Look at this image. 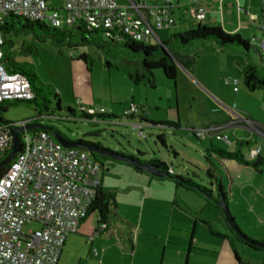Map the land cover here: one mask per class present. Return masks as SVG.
I'll use <instances>...</instances> for the list:
<instances>
[{"label": "rangeland", "instance_id": "rangeland-1", "mask_svg": "<svg viewBox=\"0 0 264 264\" xmlns=\"http://www.w3.org/2000/svg\"><path fill=\"white\" fill-rule=\"evenodd\" d=\"M118 1L121 4L125 3V0ZM47 3L50 9L59 10L62 24L58 29L61 31L71 30L73 34L71 39L57 41L54 38L45 37L38 51L32 52L21 51L24 42L35 41L32 33L12 35L10 39L14 43L13 51L17 53L15 61L30 65L36 77L43 85L50 88V91L43 88L46 100L50 101V109L46 111L41 107L42 100L14 102L8 106L5 113H1L3 119L6 122L17 124L38 118L41 125L54 128L55 131L60 132L71 141L85 139L91 142H100L107 149L137 157L141 151L144 153L142 157L144 160L149 161L155 158L164 160L176 172V175L186 177L188 174L196 183L212 189L213 180L207 176V171L203 169L205 149L210 143L208 140L200 142L187 135L186 132L200 129L203 124L211 125L208 117L203 115L205 113L203 98L206 97L205 94L208 95L204 92L203 85L194 75L188 74L178 64L175 82L168 80L162 70L155 71V80L153 81L148 77L138 79L135 75L132 76L131 69L127 65L120 68H109L105 63L103 53L98 48L92 45L81 46L79 31L67 21L66 12L63 10L64 0H47ZM48 27L52 28L50 21ZM178 32L177 29L172 28L169 31L160 32V37L164 43H168L171 37ZM256 33L258 32L256 31ZM256 38H261L260 32ZM243 39L251 40L252 37L247 33ZM159 42L157 39H152L147 45L156 46ZM243 51L244 49L236 47L222 49L211 41L199 42L194 50V54H198L194 67L207 82L217 83L220 81L224 87L229 86L226 84L227 80H233L228 77L229 71L235 70L239 77L238 88L247 91L250 95V100L246 102L248 109L253 115L258 116L261 113L260 107L264 108V90L249 92L243 83L242 66L233 62L235 60L246 62L249 59ZM83 54L90 56L87 62L80 59ZM237 54L242 58H238ZM249 57L264 69V63H261L259 54L253 48ZM262 59L264 61V54H262ZM229 65L231 69H229ZM140 74L143 77L142 71ZM83 89L89 94L92 93L95 100L93 103L84 102L82 96L78 94V91ZM55 93L59 96L58 99L55 98ZM133 99L149 113V120L156 122L161 118L179 124V129L168 128L165 132L167 145L177 152V158L170 150L164 149L160 144H155L156 136L162 133L158 127L145 126L141 135V130L135 126L138 125V120H128L124 117L125 107L129 106ZM147 99L148 104L146 103ZM206 99L211 105L207 114L215 120L214 123L226 124L238 120L237 117L230 120L229 110L233 109L235 112L237 108L234 106L235 103L220 104L209 95ZM79 100L84 102L85 109H88L90 105L92 108H103L106 111L114 109L116 113L113 115L120 118L119 121L122 125L109 127L100 123L95 126L88 121H83ZM58 103L60 109L57 107ZM68 109L74 114H69ZM234 116L236 115L234 114ZM93 131H101L100 137H90L88 134ZM53 138L55 139L54 135ZM215 144L227 151L235 149L234 146H228L219 140L215 141ZM242 152L246 155L247 149H243ZM102 161L104 163L102 175L107 176V188H112L113 191L110 193L113 194L116 201L115 205L113 204L111 207V217L114 221L121 222H124L120 217L122 214L128 218L135 217L137 207L142 204V201L139 203L142 195L141 183L138 179L145 181L149 177L137 173L131 167L108 160ZM230 169L235 178L233 185L230 184L231 180L228 179L226 173L222 174L225 181V192L230 200L228 202L230 211L248 237L257 242H264V196L259 194L264 183V174L261 176L250 166L244 167L239 163L234 164V167ZM230 186L232 187L231 191ZM213 192L215 197L220 196L216 189ZM189 195L190 206L196 208L198 205H207L209 210L219 211L216 206L207 202L206 197L204 198L196 192H189ZM231 195L233 196L231 197ZM116 203L121 207L122 213L116 211ZM251 208H255V210L252 211ZM116 212L119 215H116ZM219 213L222 212L219 211ZM222 217L224 219V216ZM224 223L220 227L214 223H211V226L215 231L227 232L234 237V234ZM40 228L39 224L28 223L24 227V232L28 234L30 231H37ZM205 229L207 228L205 227ZM201 231L200 227L199 232L201 233ZM247 242L250 246H255L251 242ZM236 243L246 262L252 264L264 262V248L252 249L243 243Z\"/></svg>", "mask_w": 264, "mask_h": 264}, {"label": "built area", "instance_id": "built-area-1", "mask_svg": "<svg viewBox=\"0 0 264 264\" xmlns=\"http://www.w3.org/2000/svg\"><path fill=\"white\" fill-rule=\"evenodd\" d=\"M176 2L131 0L129 5L121 6L118 0H64L63 10L71 26L85 21L94 29L120 31L130 40L148 44L157 36V31L169 30L175 24ZM261 2L264 7V0ZM190 12L198 22L206 18L203 7L190 6ZM9 16L46 26L50 21L53 28H60L62 24L59 10L50 9L47 0H0V106L9 101L34 99L27 77L9 73L3 62L1 27ZM260 30L263 37L253 39L252 43L264 53V13ZM81 111L88 115L109 113L92 107ZM125 114L136 117L140 114L139 108L131 105ZM240 123L256 128L253 121L239 118L226 124H211L193 133L200 141L219 140L230 144L227 131ZM31 124V120L14 125L0 122V158L12 149L11 128H24L20 133L22 149L0 177V264H60L68 236L77 232L87 218L102 184L101 165L89 152L64 147L51 132L28 130ZM260 153L261 147H258L249 153L248 160H256ZM28 223L39 224L41 228L26 234L24 227Z\"/></svg>", "mask_w": 264, "mask_h": 264}, {"label": "crops", "instance_id": "crops-1", "mask_svg": "<svg viewBox=\"0 0 264 264\" xmlns=\"http://www.w3.org/2000/svg\"><path fill=\"white\" fill-rule=\"evenodd\" d=\"M130 1L125 0L123 4L118 1V4L127 6ZM190 6L203 7L206 18L201 22L193 19ZM263 11L261 0H177L173 8L175 24L169 30L175 28L180 34L188 31L193 24H202L207 27L220 28L227 34L239 35L242 38L248 33L252 37L250 40L252 42L253 39H257L259 32L261 38L263 37V32L260 30ZM169 30L157 31V36L153 39L162 41L160 32ZM237 55L238 58H242L241 55ZM233 62L236 64V60ZM229 69H231L230 65ZM231 70L228 77L233 80L226 81V84L229 85L227 87H224L220 81L217 83L207 82L197 73L196 67L192 69L191 75H194L203 85L204 92L218 103L227 105L235 103L234 106L237 107V110L235 109V112L233 109L229 110L230 120L237 117V119L251 120L256 125V128H250L240 123V125L230 128L227 131L230 144L224 143L231 147L234 146L235 149L231 151L221 149L233 153L236 150L237 142L248 141L251 146L247 149L246 155L242 152L244 159L249 161V153L261 147L260 156L264 160V108L260 107L261 113L258 116L249 111L246 102L250 100V95L247 91L238 88L239 77L235 70ZM235 81L238 82L237 85H235ZM204 92L203 94H205ZM78 94L86 103L95 101L92 93L89 94L85 89L78 91ZM208 95L205 94L207 98ZM206 97L203 98L205 105L203 115L208 117L210 124H216L215 120L207 114L211 105ZM135 101L133 99L132 103L125 107V113L131 105H135L139 108L140 114L148 115L149 118V113ZM84 102L78 101L81 108H85ZM146 103H149L148 99ZM90 107L92 106L90 105ZM108 112L116 113L114 109ZM157 121L166 120L159 118ZM202 126L205 127L206 124ZM208 141L210 144L206 147L205 153L211 149L212 145L216 146L215 141L217 140ZM221 162L223 164L220 168L221 173L225 172L228 179L231 180L230 184L233 185L235 178L230 168L239 162L222 157ZM239 164L248 167V165ZM207 168L205 161L203 169L207 170ZM171 170L173 169L171 168ZM254 171L262 176L264 167L259 171ZM174 174L176 175V172ZM106 177L104 174L102 175V188L106 192H112V188H107ZM138 180L141 183L142 195L139 203L142 201V204L137 207L135 217L128 218L122 214L120 217L124 222L114 221L111 217L112 205L109 206V211L104 214L103 219L98 212L92 213L81 222L77 232L68 236L61 253L60 264H252L244 260L235 237L227 232L220 233L213 230L211 223L218 224L220 227L225 222L222 213H219L220 210L214 212L209 210L207 205H198L196 208L190 206L189 192L194 191L176 189L170 182L154 181L150 178L145 181ZM220 180L226 191L223 175ZM213 183L217 186L216 180ZM231 186L230 191L232 190ZM261 187L259 194L264 196V183ZM116 207V211L122 213L119 204ZM115 214L119 215L117 212ZM104 225L105 228H102ZM200 227L202 228L201 233L199 232ZM94 249L98 251L97 254L93 252ZM260 264H264V262Z\"/></svg>", "mask_w": 264, "mask_h": 264}, {"label": "trees", "instance_id": "trees-1", "mask_svg": "<svg viewBox=\"0 0 264 264\" xmlns=\"http://www.w3.org/2000/svg\"><path fill=\"white\" fill-rule=\"evenodd\" d=\"M72 27H76L79 31V42L81 46L92 45L98 48L103 53L105 63L109 68H120L121 66L127 65L131 69L130 72L132 73V76L135 75V77H137L138 79L148 77L151 78L153 81L155 80V71L162 70L168 80L175 82L177 79V63H179L182 68L185 69L187 72L191 73L194 67L196 56L198 55L197 53L194 54V50L197 43L199 42L211 41L217 44L222 49L229 47L242 48L244 49L243 52L248 55L247 59H249L246 62L236 60V64L238 66H242V73L244 78L243 83L245 88L250 92L264 90V69L260 66L259 63L253 61L249 57V53L253 48L255 52L259 54L261 63H264L262 59L263 53L250 40L243 39L239 35L227 34L217 27H207L202 24H193L188 31L172 36L168 43H164L160 40L159 44L156 46H150L147 44L138 43L133 40H130L124 33L120 31L94 29L89 26L85 21H80L79 26L73 25ZM1 31L4 40L3 62L5 64L6 70L9 73H21L25 75L29 80L32 91L34 93V99L31 101H9L6 102L4 105L0 106V122L14 125L13 123L6 122L3 119L1 113H5L8 110V106H10L14 102H33L38 100L43 101L41 107L44 110L48 111L50 109V101L46 100L44 90L46 89L47 91H50V88L46 85H43V83L36 77L34 70L31 69L30 65L25 63H17L15 61L17 53L13 51L14 43L10 39V37L12 35L19 36L20 34L27 35L32 33L35 37V41L31 43L24 42L21 47V51L32 52L38 51L39 46L44 42L45 37H51L56 39L57 41H63L69 38L71 39L73 37V34L71 30L61 31L58 28H49L46 25H42L36 21H32L19 16H9L6 19L5 24L1 27ZM89 58L90 56H88L87 54H83L80 56V59L84 62H87ZM136 69L138 70L136 71ZM140 71H142L143 77L140 74ZM54 96L57 99L59 98L56 93L54 94ZM57 107L60 109L59 103ZM68 113L72 115L74 114V112H72L70 109H68ZM80 114L81 119L83 121H88L95 126H98L100 123H104L109 127L122 125L119 121L120 118L114 116L113 114L98 113L95 115H88L84 111H80ZM124 117L128 120L137 119L138 125L135 126H137L140 130H144L145 126L158 127L160 131H162V133L156 136L155 144H160L162 147H164V149L170 150L174 154L175 158L178 157L177 152L173 148L168 147L165 134L166 129L168 128L179 129L178 124L166 121L154 122L152 120H149L148 115L143 114H138L136 117L125 114ZM31 121V126H41L43 128L42 130L51 133L57 132L52 127L41 125L38 118L32 119ZM32 130L34 132H37L40 129ZM186 132L187 135L198 140L195 137L193 130ZM57 133L71 143H75L89 148V150H82L90 153L91 157L101 165V170L104 169V163L102 160H108L112 163L131 167L137 173L145 175L151 180L170 182L174 185L176 189H186L194 191L200 194V196L204 198L206 197L205 199L208 203L213 204L222 212L226 226L229 228L232 234H234V237L237 242L243 243L244 245L252 249H259L261 247L250 246L247 241L264 245V242H257L255 240H252L247 235H245L247 240H244L234 231L233 227L229 225L227 219L225 218L222 208L219 206L220 196L215 197L213 192V190L216 189L217 192H219V194H222L228 201L227 193L221 185L220 180L222 176V170L220 168L223 165L221 162V157L224 159L232 160L251 166L252 168H254V170L257 171L264 167V160L261 158L260 155L254 161H246L244 159L242 150L250 148V142H237L236 150L233 153L227 152L215 145H212L211 149L206 151L205 161L208 166L206 170L207 176L213 181L216 180L217 183V186L214 183H211V189L196 183L188 174L186 177L175 175L174 171L171 170L168 163L164 160H160L157 158L151 159L149 161L144 160L142 158L144 156V153H142L141 151H139V156L137 157L133 156L132 154H126L124 152H115L110 149H107L103 147L100 142H91L85 139L71 141L66 136L62 135L60 132ZM88 135L90 137H100L101 131H93L90 132ZM10 151L11 150H9L7 153H5L2 158H0V163L9 155ZM102 152L109 153L112 156L117 157L118 159L106 156ZM134 162L153 165L158 172H163L167 176L161 178L142 171H138L133 165ZM9 167L10 165H8L5 169L0 170V177H2L7 172ZM113 204L115 205V198L113 194L104 191L101 184L100 188L96 192L94 202L88 211V216L92 213L98 212L103 219L104 214L108 213L109 211V206ZM231 215L233 220L237 222L232 212Z\"/></svg>", "mask_w": 264, "mask_h": 264}, {"label": "water", "instance_id": "water-1", "mask_svg": "<svg viewBox=\"0 0 264 264\" xmlns=\"http://www.w3.org/2000/svg\"><path fill=\"white\" fill-rule=\"evenodd\" d=\"M177 64L180 65L179 63H177ZM27 129L28 130L29 129H40V130H42L43 128L41 126H29V127H27ZM23 131H24V128H20V127L19 128L18 127L11 128V134L13 136V146H12V149H11L9 155L3 161H1L0 170L5 169L8 165H10V163L20 153V151L22 149V140L20 138V133ZM52 133H53L55 139L66 148H77V149L89 150V148H87V147L69 142L68 140L64 139L60 134H58L57 132H52ZM142 133H143V131L140 132V134H142ZM102 153L106 156H110L112 158H117L115 156H112L109 153H105V152H102ZM133 165H134L135 169H137L138 171H142V172L148 173V174L153 175V176H157V177H161V178H164L167 176L163 172H158L156 170V168L150 164L134 162ZM219 206L222 208L223 213L225 215V218L227 219L229 225H231L233 227L234 231L242 239L247 240L246 236H245L246 234L244 233V231L241 229V227L238 225V223L233 220L228 201L222 194H220ZM251 243L254 244L255 246H259L261 248H264L263 244H256L253 242H251Z\"/></svg>", "mask_w": 264, "mask_h": 264}]
</instances>
